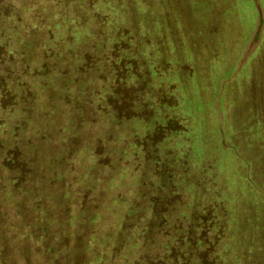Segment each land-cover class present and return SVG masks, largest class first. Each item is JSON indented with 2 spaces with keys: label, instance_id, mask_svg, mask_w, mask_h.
Here are the masks:
<instances>
[{
  "label": "rangeland",
  "instance_id": "obj_1",
  "mask_svg": "<svg viewBox=\"0 0 264 264\" xmlns=\"http://www.w3.org/2000/svg\"><path fill=\"white\" fill-rule=\"evenodd\" d=\"M263 111L264 0H0V264H264Z\"/></svg>",
  "mask_w": 264,
  "mask_h": 264
},
{
  "label": "trees",
  "instance_id": "obj_2",
  "mask_svg": "<svg viewBox=\"0 0 264 264\" xmlns=\"http://www.w3.org/2000/svg\"><path fill=\"white\" fill-rule=\"evenodd\" d=\"M257 124L259 125L262 124L263 125L262 128H264V123H257ZM249 125H250V129H252L255 127L256 123H249ZM206 216L208 217L209 213H207ZM155 217L157 218V215H155ZM156 220H159V222H161V219H156ZM193 220L194 221H193L192 229L186 230L185 233H183V237L176 239V245L173 246L169 252L171 251L173 252L174 249V251L177 252V254H179L180 264H213L210 261V256L212 255L211 251L213 250V246L210 240V236H207V233L209 232V225L205 223L206 217L204 215L197 217L193 215ZM162 222H165L164 218L162 219ZM163 232L167 233V231H163ZM0 250L3 251L4 249L1 248ZM167 257L169 256L164 255V258ZM162 259L163 256L159 258L157 257L151 259V261L149 262L146 261V264H152V263L160 264ZM194 259H196L197 261L195 262Z\"/></svg>",
  "mask_w": 264,
  "mask_h": 264
}]
</instances>
